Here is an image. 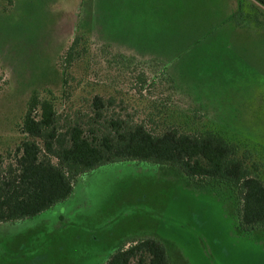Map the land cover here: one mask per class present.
I'll use <instances>...</instances> for the list:
<instances>
[{
    "label": "rangeland",
    "instance_id": "1",
    "mask_svg": "<svg viewBox=\"0 0 264 264\" xmlns=\"http://www.w3.org/2000/svg\"><path fill=\"white\" fill-rule=\"evenodd\" d=\"M34 92L62 124L89 117L100 95L107 118L214 130L264 181V2L0 0V153L22 140ZM238 202L174 166L106 163L52 208L0 223V264H104L145 238L171 264H264V230L239 231Z\"/></svg>",
    "mask_w": 264,
    "mask_h": 264
},
{
    "label": "trees",
    "instance_id": "2",
    "mask_svg": "<svg viewBox=\"0 0 264 264\" xmlns=\"http://www.w3.org/2000/svg\"><path fill=\"white\" fill-rule=\"evenodd\" d=\"M80 38H74L63 56L64 77L66 64L80 53ZM105 104L96 95L89 117L78 116L62 124L55 103L34 92L20 124L22 140L0 153V223L33 218L52 208L70 196L76 178L86 171L137 160L177 167L199 186L225 185L239 200V231L264 230V181L257 164L250 168L238 156L235 144L210 129L190 132L170 125L152 131L143 121L131 124L107 118ZM104 264L171 262L161 241L145 238L116 250Z\"/></svg>",
    "mask_w": 264,
    "mask_h": 264
}]
</instances>
